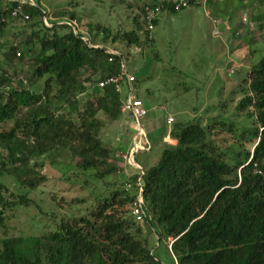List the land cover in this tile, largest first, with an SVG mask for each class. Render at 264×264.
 <instances>
[{
  "label": "trees",
  "instance_id": "trees-1",
  "mask_svg": "<svg viewBox=\"0 0 264 264\" xmlns=\"http://www.w3.org/2000/svg\"><path fill=\"white\" fill-rule=\"evenodd\" d=\"M34 2L23 6L30 16L25 23L34 29L42 26L45 32L34 31L26 42L28 52H37L32 73L15 89L4 88L16 80L14 76L0 74V126L14 124L9 132L0 133V150L7 152L6 157L0 154V176L11 175L24 187L38 190L46 177L33 160L62 149L77 159L79 170L107 189L95 198L86 216L72 223L62 220L56 232L4 238L0 264H162L151 246L150 232L177 264H264V58L252 65L237 107L256 119V129L239 137L246 140L251 133L256 139L253 151L229 154L217 139L220 133L199 119L173 130L178 144L167 146L156 165L144 168L146 219L137 224L129 206L138 197L139 174L132 169L121 185L111 184L109 178H120L118 159L116 150L102 140L108 123L124 119V100L114 87L100 89L97 84L120 71L125 56L115 48L117 43L129 49L150 44L146 12L139 7L123 31L113 34L105 29V38L114 47L106 43L96 48L65 24L81 22L76 12L60 13L49 28L38 22L49 13ZM258 2L264 7V0ZM16 6L0 0V34ZM166 11L177 13L172 6ZM259 21L263 27L264 20ZM158 22L159 18L155 28ZM110 49L122 55L112 56ZM18 53L11 47L5 57L23 62L25 56ZM99 74L90 91L86 84ZM65 106L77 113L78 123L63 114ZM127 184H132L131 191ZM35 204L0 183V233L7 230L8 212ZM169 239L174 240L171 250Z\"/></svg>",
  "mask_w": 264,
  "mask_h": 264
},
{
  "label": "rangeland",
  "instance_id": "rangeland-1",
  "mask_svg": "<svg viewBox=\"0 0 264 264\" xmlns=\"http://www.w3.org/2000/svg\"><path fill=\"white\" fill-rule=\"evenodd\" d=\"M36 1L53 20L62 12H76L81 18L78 24L84 36L89 37L93 44L101 47L106 43L107 47H114L112 41L107 42L104 30L110 29L113 34L123 31L128 28L132 13L139 12V7L145 9L155 0ZM214 16L213 13L211 17L206 16L201 9L178 14H164L160 16L152 44H144L130 51L129 48L117 43L115 48L124 53L129 70L137 74L139 82L134 84V95L147 102L146 105L149 108L166 107L161 113L154 114L156 118L161 117L167 120L170 115L176 118L173 123L176 124L166 125L167 129H180L199 119L204 126H214L220 133L217 139L222 142L229 154L239 149L253 151L256 139L251 133L246 134V140L239 138L243 131L256 129L255 117H251L248 111L240 112L237 109L244 98L243 90L247 89L248 82L239 86L237 93L225 92L227 79L234 77V80H238L239 77L228 74L225 48H223L225 52L223 49L222 51L215 49L214 52V47L211 46V42L217 39L212 34ZM38 22L44 26L47 24L43 17L38 18ZM201 22L203 27H199ZM47 25L49 27L51 24ZM39 30L45 32L42 26L34 29L31 23L10 19L4 33L0 34V74L6 72L16 79L6 84L5 89L17 88L20 79L31 75L37 52H28L26 42L32 39L34 31ZM11 47H16L17 51L25 56L23 62H10L6 59L5 55L10 52ZM250 49L253 52L254 63L264 58V40L258 38L250 44ZM218 60L223 62V65L218 63ZM216 68H221V72H216ZM100 78V74L92 76V81L86 84L87 88L91 91ZM207 86L210 89L207 92L209 94L207 110L198 114L196 119L193 113H181L180 111L184 108L192 110L193 104L198 103V100L202 103ZM128 95V87L123 86L122 100H125ZM86 98L80 97L83 101ZM63 114L78 123L77 113L68 106H65ZM119 123H108L109 125L102 132L104 145L113 150L117 144L118 134L122 131V128L118 126ZM13 125L10 123L0 126V133L9 132ZM157 135L151 138L150 149H143L136 155L137 162L141 163L145 169L157 164L167 146H175L170 145L168 141L165 142L166 138L163 140L164 145ZM170 139L175 138L170 137ZM0 154L3 157L7 156V152L3 149L0 150ZM33 162L37 163V170L46 177V181L38 190L24 187L11 175L0 176V183L4 184L11 193L17 196L27 195L36 203L28 209L19 207L8 212V227L6 231L0 233V248L2 240L6 237H42L56 232L62 220L72 223L74 219L86 216L95 198L104 194L107 189L103 182L79 170L77 159L69 151L59 149L48 157L36 158ZM123 177L113 176L109 178V181L111 184L121 185ZM149 236L154 242L151 246L155 250L157 259L163 264H173L167 247L159 244L156 234L150 232Z\"/></svg>",
  "mask_w": 264,
  "mask_h": 264
},
{
  "label": "crops",
  "instance_id": "crops-1",
  "mask_svg": "<svg viewBox=\"0 0 264 264\" xmlns=\"http://www.w3.org/2000/svg\"><path fill=\"white\" fill-rule=\"evenodd\" d=\"M200 9L203 10L206 16L208 17H211V13L215 15L214 20L212 21L213 22L212 26L214 27L212 30V34L217 39H215L216 41L211 42V46L214 47V52L216 51L215 49H217V51H222V49L225 48L226 59H227L226 65H228L226 67H228L227 70L229 71L228 74L229 76H231L230 72L233 69H235L236 72L234 76L239 77V79L234 80L233 79L234 77L232 79H227L228 83L224 87V90L227 93L229 92L237 93L239 91V86H242L245 82L246 83L249 82V74L251 72V67L253 64H255L253 62V52L250 49V44L257 41L258 38L260 40H264V33H262V29L264 28V26L263 27L260 26L262 25V22L259 21V19L264 20V7L259 4L258 0H247V1H242L241 3L240 0H209L207 4L203 7L192 8L182 12L198 11ZM182 12L171 13L169 11H166L163 12L160 16L164 14H178ZM159 21H160V17H159ZM200 25L201 26L199 27H203L202 22L200 23ZM153 34L151 37L150 44L153 43ZM219 62L221 63V61L218 60V63ZM221 64L223 65V62ZM215 71L220 73L221 68H216ZM130 72L133 73L137 78V74H135L132 71ZM137 82H139L138 78H137ZM209 90L210 89L207 86V89L203 96L205 98L203 99L202 103L198 100V103L196 102L193 104L192 110H188L187 108H184L180 112L183 114L193 113L194 119H196L198 114H201L205 110H207L208 107L207 99L209 96L207 92ZM143 102L148 111V115L144 119V122L142 121L143 133L141 135L137 124L131 122L129 119H123L122 122H120L118 125L119 128H122V131L118 134L117 144L116 147L114 146V150H116V156L119 164L123 166H128V165H127V160L124 157H122V155L124 154L128 155L132 151L136 141L139 142V146H140L139 153H140L141 151H143V149L151 148V138L157 134H158L157 137H159L162 140L163 144H164L163 142L164 138H167L168 136L173 137L172 136L173 129H171L170 127H169L170 129H167L166 125L167 126L175 125L176 123L169 125L168 119L172 117L174 118V122H175L176 118L173 115L167 117V120L161 117L156 118L154 114L155 113L157 114L158 112L161 113L163 110L166 109V107L162 106L159 109H157V107L149 108L146 105L147 102L145 101ZM135 160L137 165H139L144 169L141 163L137 162L136 158ZM132 169L134 168H128V175L131 173ZM128 175L124 173L120 174V176H124V177H128ZM151 239L152 237H150V242L151 245H153L154 242ZM173 264H177V263H174L173 260Z\"/></svg>",
  "mask_w": 264,
  "mask_h": 264
},
{
  "label": "built area",
  "instance_id": "built-area-1",
  "mask_svg": "<svg viewBox=\"0 0 264 264\" xmlns=\"http://www.w3.org/2000/svg\"><path fill=\"white\" fill-rule=\"evenodd\" d=\"M209 0H159L157 3H153L150 6L145 7L146 12V21H147V30L149 32V36L152 37V34L155 30V22L158 20L160 15L164 12V9L168 6H172L176 12H182L185 10H189L192 8H199L203 7L207 4ZM9 3V6L17 4V6L13 9L11 13L12 20L17 21H29L30 16L26 15L23 11V6L30 4L35 5L34 0H7ZM45 20V24H51L49 23L50 20H53L51 17H43ZM46 24V25H47ZM65 24L71 26L73 30L76 32V34H82L81 28H79V24L77 22H65ZM48 26V25H47ZM52 27V24L49 25V28ZM262 33H264V28L262 29ZM84 40L87 43H90L89 37L84 36ZM96 48H101V46L96 45ZM109 53L112 56H121L122 54L118 51L111 50ZM18 56H21V53H18ZM235 69H233L230 74H235ZM137 78L136 76L130 72L127 60L126 58H123L121 61L120 71L117 75L110 76L106 79L100 80L97 84L98 88L105 89L106 87H114L115 91L117 93L122 92V87L127 86L129 89V95L123 102L122 107V113L124 116V119H129L131 122L137 124L139 127L140 135L143 133L142 129V121L147 117L148 111L145 107L144 102L139 99L137 96L134 95V84H136ZM174 123V118L168 119V124L172 125ZM139 135V136H140ZM170 137H167L165 139V142H170V145H177L178 141L176 139H168ZM140 151L139 142L136 141L134 144V147L132 151L127 155L124 154L122 157H124L127 160L128 166H123L119 164V171L120 174L124 173L128 175V168H134L137 170L139 174V178L136 184V187L138 189V197L130 204L129 209L131 211V215L136 221L137 224H142L145 222L146 219V212H145V202L143 198V179L145 177V172L142 167L137 165L135 162L136 155ZM133 189L132 184L126 185V190L131 191ZM169 249L171 250L172 244L174 243L173 239H169Z\"/></svg>",
  "mask_w": 264,
  "mask_h": 264
}]
</instances>
